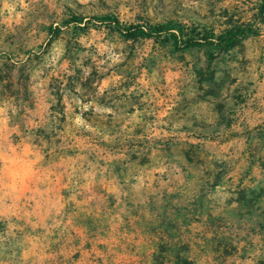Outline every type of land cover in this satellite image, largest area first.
<instances>
[{
	"label": "rangeland",
	"instance_id": "rangeland-1",
	"mask_svg": "<svg viewBox=\"0 0 264 264\" xmlns=\"http://www.w3.org/2000/svg\"><path fill=\"white\" fill-rule=\"evenodd\" d=\"M263 2L0 0V264H264Z\"/></svg>",
	"mask_w": 264,
	"mask_h": 264
},
{
	"label": "trees",
	"instance_id": "trees-1",
	"mask_svg": "<svg viewBox=\"0 0 264 264\" xmlns=\"http://www.w3.org/2000/svg\"><path fill=\"white\" fill-rule=\"evenodd\" d=\"M262 9L264 10V2ZM79 21V19L74 20L76 23H79ZM114 27L116 30L124 32V35L127 37H131L136 34L151 37L159 36L161 33H164L167 36L168 41L177 49L190 48L200 43H207L215 52H219L232 46L235 42L242 40L247 34L251 32V28H237L228 30L224 36H215L211 32L204 31L202 33H195V35L192 37L189 36L188 33H184L183 28L179 26H175L171 29H164L163 26L157 24L149 26L129 25L127 27H120L119 25L115 24ZM172 30H176L179 35H175ZM177 264L191 263L185 259L178 258Z\"/></svg>",
	"mask_w": 264,
	"mask_h": 264
}]
</instances>
